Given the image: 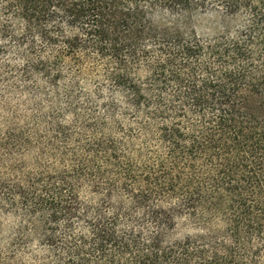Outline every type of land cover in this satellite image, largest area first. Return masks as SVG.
<instances>
[{"label":"trees","instance_id":"trees-1","mask_svg":"<svg viewBox=\"0 0 264 264\" xmlns=\"http://www.w3.org/2000/svg\"><path fill=\"white\" fill-rule=\"evenodd\" d=\"M0 264H264V0H0Z\"/></svg>","mask_w":264,"mask_h":264},{"label":"rangeland","instance_id":"rangeland-1","mask_svg":"<svg viewBox=\"0 0 264 264\" xmlns=\"http://www.w3.org/2000/svg\"><path fill=\"white\" fill-rule=\"evenodd\" d=\"M195 24L198 26L199 33H206V29L204 28L206 25V22H203L202 20H198L195 22Z\"/></svg>","mask_w":264,"mask_h":264}]
</instances>
